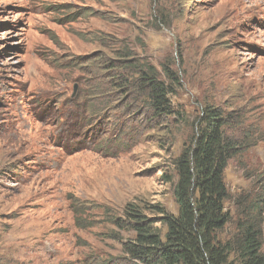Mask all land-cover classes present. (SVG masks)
<instances>
[{"label": "rangeland", "instance_id": "rangeland-1", "mask_svg": "<svg viewBox=\"0 0 264 264\" xmlns=\"http://www.w3.org/2000/svg\"><path fill=\"white\" fill-rule=\"evenodd\" d=\"M137 60L172 64L184 120L151 121L98 68L132 78ZM206 103L236 110L233 136L252 137L225 171L233 238L264 199V0H0V264H140L114 220L129 202L177 212L167 176Z\"/></svg>", "mask_w": 264, "mask_h": 264}, {"label": "trees", "instance_id": "trees-1", "mask_svg": "<svg viewBox=\"0 0 264 264\" xmlns=\"http://www.w3.org/2000/svg\"><path fill=\"white\" fill-rule=\"evenodd\" d=\"M124 57L134 53L124 54ZM182 54H180V57ZM121 65L123 60L118 59ZM135 69L131 77L111 76L118 65L103 62L102 74L119 96L142 101L151 113V121L167 118L183 119L181 110L175 108L171 95L179 83L172 64H162L161 71L152 62L133 61ZM104 84V83H103ZM109 87V86H106ZM232 109L206 103L200 112L188 122L191 132L173 160L174 174L167 176L172 184L178 207L176 213L161 204L129 202L123 207L121 217L114 223L126 229L130 236L123 241L124 253L140 264H264L263 224L264 199H258L240 211L233 238L222 236L232 221L226 208L229 198L225 171L231 159L249 146L252 137L233 136V131L244 129V119ZM75 124L65 126L71 141L78 140ZM124 129L118 135H125ZM89 140L79 141V145ZM116 157L119 149H113L105 139L97 143V151ZM69 152L74 144L64 143ZM95 147V146H93ZM75 212L82 207L75 203ZM239 216V214H238Z\"/></svg>", "mask_w": 264, "mask_h": 264}]
</instances>
